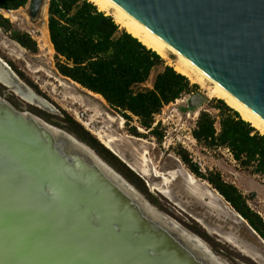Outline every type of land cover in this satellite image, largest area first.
I'll return each instance as SVG.
<instances>
[{
  "label": "water",
  "instance_id": "95a60500",
  "mask_svg": "<svg viewBox=\"0 0 264 264\" xmlns=\"http://www.w3.org/2000/svg\"><path fill=\"white\" fill-rule=\"evenodd\" d=\"M111 1L264 119V0ZM49 2L29 0L33 25L46 7L48 29ZM0 264L230 263L89 144L0 95Z\"/></svg>",
  "mask_w": 264,
  "mask_h": 264
},
{
  "label": "rangeland",
  "instance_id": "374dc122",
  "mask_svg": "<svg viewBox=\"0 0 264 264\" xmlns=\"http://www.w3.org/2000/svg\"><path fill=\"white\" fill-rule=\"evenodd\" d=\"M28 6L29 0L17 10H0V15L8 18L14 28L29 33L37 41L38 51L33 53L22 47L0 27V57L16 68L23 77L9 65L24 85L49 103V108L31 106L1 85L0 95L18 109H27L70 131L62 121L66 112L101 143L110 144L112 150L109 149L144 180L150 195L126 177L154 206L200 236L216 254L230 264H264V244L212 184L192 173L179 156L178 150L185 149L204 176L220 174L224 181L238 188L249 207L264 219V177L240 166L227 148H205L193 138L192 129L198 113L186 112L183 108L187 107V99L194 93L166 105L156 115L154 125L160 126L163 132L159 141L139 126L136 117L126 122L101 96L58 72L55 51L45 43L44 35L36 31V24L33 25L28 15ZM163 58L171 66L176 56L168 53ZM19 88L24 92L22 86ZM197 92L206 98L199 111L209 109L216 114L209 101L217 98L207 95L206 86L199 85ZM131 126L137 127L141 135L135 136Z\"/></svg>",
  "mask_w": 264,
  "mask_h": 264
},
{
  "label": "trees",
  "instance_id": "16d2710c",
  "mask_svg": "<svg viewBox=\"0 0 264 264\" xmlns=\"http://www.w3.org/2000/svg\"><path fill=\"white\" fill-rule=\"evenodd\" d=\"M27 2L0 0V9L17 10ZM0 27L22 47L33 53L38 51L37 41L29 33L14 28L3 15H0ZM48 29L58 72L100 95L126 122L136 117L139 126L159 141L163 132L160 126L154 125L156 115L166 105L199 89L198 84L176 72L161 55L88 0H50ZM150 82L151 86L148 85ZM209 105L217 113L213 114L209 109L199 111L192 129L193 138L205 148H227L240 166L264 177V135L223 100L213 99ZM62 121L72 133L150 195L144 180L81 123L66 112ZM131 131L135 136L141 135L135 126H131ZM178 153L191 172L209 181L264 240V219L249 207L238 188L224 181L218 173L204 176L185 149H179ZM203 234L207 237L205 232Z\"/></svg>",
  "mask_w": 264,
  "mask_h": 264
},
{
  "label": "bare ground",
  "instance_id": "6f19581e",
  "mask_svg": "<svg viewBox=\"0 0 264 264\" xmlns=\"http://www.w3.org/2000/svg\"><path fill=\"white\" fill-rule=\"evenodd\" d=\"M88 1L92 2L98 8L99 11H102L107 15L112 16L114 21L119 26H121L128 33L132 34L134 37L139 39V41H141L144 45L154 50L162 57H165L168 53L174 54L176 56V59L171 66L174 68L176 72L186 76L193 83L199 84L202 87L206 86L207 95L209 97L211 98L214 97L223 100L230 108L238 112L243 120L250 123L262 135H264V119H262L254 111L246 107L243 103L237 100L234 96H232L229 92H227L216 82H214L200 69H198L194 64L186 60L180 53H178L176 50L168 46L167 43L163 42L158 36L153 35L147 28H145L141 23H139L136 19H134L130 14L124 12L113 1L111 0H88ZM0 10L8 11L5 9H0ZM41 16L43 21H38L37 23H35L36 24L35 29L36 31L44 35L43 38L46 41L45 43L53 48L49 39V33L46 25V21H47L46 7L44 8ZM0 81L14 88L15 92H17L18 95H20L27 102L49 108V103L46 100H44L42 97L37 95L32 89L24 85L15 74H13L10 70H8L4 66L0 67ZM19 86H22L24 88L23 90L24 92H21ZM99 136L101 137V135ZM105 145L111 149L110 144L108 145L105 144ZM146 175H148V173H146ZM194 181L195 180L192 179V182Z\"/></svg>",
  "mask_w": 264,
  "mask_h": 264
}]
</instances>
